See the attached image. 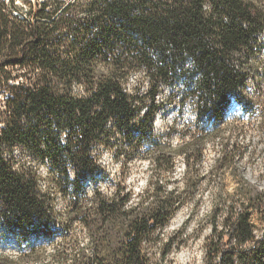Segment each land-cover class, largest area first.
<instances>
[{"label": "trees", "instance_id": "16d2710c", "mask_svg": "<svg viewBox=\"0 0 264 264\" xmlns=\"http://www.w3.org/2000/svg\"><path fill=\"white\" fill-rule=\"evenodd\" d=\"M263 38L264 0H0V225L20 233L15 252L0 250V264H33L43 249L31 238L52 236L60 219L62 229L80 224L92 248L89 258L81 248L67 254L71 241L63 236L52 255L58 264H148L142 244L181 202L163 188L144 209H125L127 195L94 193L86 204L84 183L100 171V150L127 138L134 148L149 146L156 182L171 174L172 151L148 140L161 89L175 82L188 89L183 99L203 120L193 138L201 147L203 136L219 135L228 104L250 103L244 88ZM137 74L147 85L141 97L140 83L128 90ZM198 146L176 151L188 169ZM69 187L70 205L59 216L53 196L65 198ZM185 188L191 193L195 183ZM251 200L264 212L258 196ZM224 227L225 244L212 229L208 264H264V247L246 255L232 244L254 240L246 212L228 216ZM114 230L122 235L117 250L103 245Z\"/></svg>", "mask_w": 264, "mask_h": 264}, {"label": "rangeland", "instance_id": "374dc122", "mask_svg": "<svg viewBox=\"0 0 264 264\" xmlns=\"http://www.w3.org/2000/svg\"><path fill=\"white\" fill-rule=\"evenodd\" d=\"M261 43L263 50L253 62L254 72L244 88L250 103L245 107L234 102L228 104L225 118L218 125L219 135L211 139L203 136L205 140L201 147L198 139L193 142V138L201 136L199 129L203 128V120L197 119V107L194 103L183 99V92L188 89L180 82L161 89L156 97L161 107L154 115L152 136L148 140L149 143L159 144L162 150L172 151L174 166L171 174L159 177L156 182L147 153L149 146L134 148L132 141L127 138L113 139L108 150H100V171L84 183L86 204L93 199L94 193L109 199L127 195L125 209L137 205L144 209L155 190L163 188L174 191L181 202L180 208L168 223L142 244V254L148 264L210 263V245L214 241L212 229L216 226L214 238L221 236V244H225L227 236L224 221L228 216L234 219L241 212H246L249 216L254 240L239 246L233 241L234 248L240 253L251 255L254 249L264 247V212L257 208V200H251L258 196L264 207V38ZM138 83L140 86L137 96L141 97L147 87L143 74L131 77L128 90L134 92ZM2 100L0 95L1 106ZM181 100L184 101L180 105ZM144 104L147 105L148 101L145 100ZM146 107L142 110L145 111ZM142 116L143 112L138 118L141 119ZM132 137H136V133ZM186 144L200 147V153H196L190 160V169L186 168L184 158L176 152ZM41 175L45 177L42 171ZM70 176L73 179V173ZM194 183L193 192H186L185 186L188 184L191 187ZM45 184L42 180V185ZM72 193L73 189L69 187L65 198L53 196L59 216L70 205ZM214 215H217L216 218H213ZM57 222L52 236L31 238L35 247L40 245L43 249L39 259L33 264H58L52 260V255L58 245L61 246L63 236L71 241L66 243L67 254L81 248L87 258L91 256L92 246L87 231L75 221H69L64 229L63 219ZM12 233L13 236L5 234L0 225L1 251L13 253L17 250L14 237H19L20 233L19 230ZM121 240L122 235L114 230L111 236L105 238L103 245L109 244L110 248L115 247L117 250L120 249L117 247ZM217 262L214 260L212 264ZM63 264L72 263L68 260Z\"/></svg>", "mask_w": 264, "mask_h": 264}, {"label": "water", "instance_id": "95a60500", "mask_svg": "<svg viewBox=\"0 0 264 264\" xmlns=\"http://www.w3.org/2000/svg\"><path fill=\"white\" fill-rule=\"evenodd\" d=\"M39 1H43V0H39Z\"/></svg>", "mask_w": 264, "mask_h": 264}, {"label": "bare ground", "instance_id": "6f19581e", "mask_svg": "<svg viewBox=\"0 0 264 264\" xmlns=\"http://www.w3.org/2000/svg\"><path fill=\"white\" fill-rule=\"evenodd\" d=\"M44 1V0H43Z\"/></svg>", "mask_w": 264, "mask_h": 264}]
</instances>
